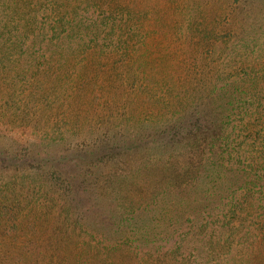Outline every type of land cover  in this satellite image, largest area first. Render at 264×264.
<instances>
[{
  "label": "trees",
  "instance_id": "trees-1",
  "mask_svg": "<svg viewBox=\"0 0 264 264\" xmlns=\"http://www.w3.org/2000/svg\"><path fill=\"white\" fill-rule=\"evenodd\" d=\"M0 264H264V0H0Z\"/></svg>",
  "mask_w": 264,
  "mask_h": 264
}]
</instances>
